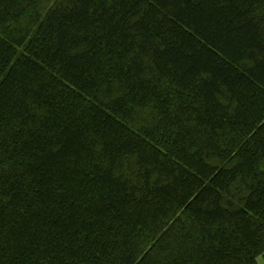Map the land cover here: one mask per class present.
<instances>
[{
    "label": "trees",
    "instance_id": "16d2710c",
    "mask_svg": "<svg viewBox=\"0 0 264 264\" xmlns=\"http://www.w3.org/2000/svg\"><path fill=\"white\" fill-rule=\"evenodd\" d=\"M42 1L0 0V264H258L264 0Z\"/></svg>",
    "mask_w": 264,
    "mask_h": 264
},
{
    "label": "rangeland",
    "instance_id": "374dc122",
    "mask_svg": "<svg viewBox=\"0 0 264 264\" xmlns=\"http://www.w3.org/2000/svg\"><path fill=\"white\" fill-rule=\"evenodd\" d=\"M54 2H55V0H52V1H42L39 6L42 9H48L50 6H52L54 4ZM22 27H25V25L22 26ZM260 260H261V258H259V260L257 262L260 263Z\"/></svg>",
    "mask_w": 264,
    "mask_h": 264
},
{
    "label": "crops",
    "instance_id": "0c3cea01",
    "mask_svg": "<svg viewBox=\"0 0 264 264\" xmlns=\"http://www.w3.org/2000/svg\"><path fill=\"white\" fill-rule=\"evenodd\" d=\"M258 260H259V258H258ZM258 264H264V258H261L260 263L258 262Z\"/></svg>",
    "mask_w": 264,
    "mask_h": 264
}]
</instances>
